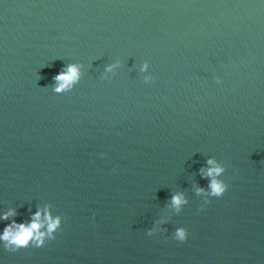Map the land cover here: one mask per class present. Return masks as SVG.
Segmentation results:
<instances>
[{
    "label": "clouds",
    "instance_id": "1",
    "mask_svg": "<svg viewBox=\"0 0 264 264\" xmlns=\"http://www.w3.org/2000/svg\"><path fill=\"white\" fill-rule=\"evenodd\" d=\"M120 61L117 60L114 63H110L105 66V73H114V70L120 67ZM83 65L78 63L65 64L60 72L53 77L54 86L52 91L56 94H64L71 92L81 81L83 72ZM149 63L145 61L140 66L141 72H148ZM104 79H110L107 75ZM145 84H150L153 81L151 74L143 77ZM216 82L220 83L221 78L216 77ZM226 171V167L223 162L218 161L215 157H210L206 161V166L201 167V177L209 181L208 190L201 187H196V194L199 196L203 194L204 205L210 203V198L222 197L228 189V185L221 179ZM189 201L185 198L182 192H176L171 196L169 207L179 214L183 207L187 205ZM203 205L201 207V210ZM31 211V210H30ZM18 215L16 208H8L4 212L0 219L8 221L10 218ZM61 215H53L52 206L46 205L44 207L37 206L36 211L31 214L30 220L18 223L15 219H11V223H8L2 234H0V242H2L5 250L11 253H15L21 249L35 247L40 248L45 245L47 241L54 240L56 233L62 229ZM168 221L161 218L155 222V225L147 231L148 236L166 231L160 227V225L167 223ZM178 242H185L188 238V231L184 227L176 228L174 237Z\"/></svg>",
    "mask_w": 264,
    "mask_h": 264
}]
</instances>
